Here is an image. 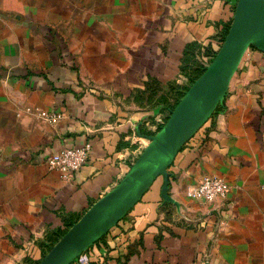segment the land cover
I'll list each match as a JSON object with an SVG mask.
<instances>
[{
  "label": "crops",
  "instance_id": "obj_1",
  "mask_svg": "<svg viewBox=\"0 0 264 264\" xmlns=\"http://www.w3.org/2000/svg\"><path fill=\"white\" fill-rule=\"evenodd\" d=\"M237 3L0 0V264L40 260L50 238L117 185L189 85L194 51L201 64L203 49L219 47ZM86 142L80 170L49 167L48 156ZM207 174L224 177L225 197L187 195ZM168 175L174 202L158 177L71 264H264L263 51L246 50Z\"/></svg>",
  "mask_w": 264,
  "mask_h": 264
},
{
  "label": "water",
  "instance_id": "obj_2",
  "mask_svg": "<svg viewBox=\"0 0 264 264\" xmlns=\"http://www.w3.org/2000/svg\"><path fill=\"white\" fill-rule=\"evenodd\" d=\"M264 52V0H238L228 33L213 60L190 85L164 125L121 180L97 200L55 243L38 264H71L106 236L163 176L168 193V168L181 147L209 120L224 99L231 79L249 47Z\"/></svg>",
  "mask_w": 264,
  "mask_h": 264
},
{
  "label": "built area",
  "instance_id": "obj_3",
  "mask_svg": "<svg viewBox=\"0 0 264 264\" xmlns=\"http://www.w3.org/2000/svg\"><path fill=\"white\" fill-rule=\"evenodd\" d=\"M203 51L205 50L203 49ZM214 56L215 54H207L205 52L204 56L201 58V64L207 67ZM45 119L50 122H55L58 119V115L55 113H48ZM167 119V117H161L159 120H156L155 124H151L149 130L152 134H155L164 125ZM146 125L149 126L150 123ZM91 150L92 144L90 142H86L78 147H65L48 156L47 162L51 169H57L63 173L76 172L88 161ZM140 153L133 158L131 165L136 161ZM227 192L228 184L224 177L217 174H207L195 186L188 188L187 195L205 202H214L219 198L225 197Z\"/></svg>",
  "mask_w": 264,
  "mask_h": 264
},
{
  "label": "trees",
  "instance_id": "obj_4",
  "mask_svg": "<svg viewBox=\"0 0 264 264\" xmlns=\"http://www.w3.org/2000/svg\"><path fill=\"white\" fill-rule=\"evenodd\" d=\"M229 28H230V26L229 27H227L224 31H223V34H222V36H221V38H220V44H219V47L221 46V44H222V42L224 41V39H225V36H226V34L228 33V30H229ZM219 47L215 50V51H213V52H211V51H209L208 49H205V52L207 53V54H216L217 53V51H218V49H219ZM201 48V47H200ZM197 53H198V50L196 49L195 51H194V54H193V56H192V59H193V61L195 62L193 65H189L188 66V71H187V76H189V85H187V86H185V87H183L182 89H179V91H178V95H177V98H176V101H175V103L173 104V105H171V107H170V112L169 113H171V111L176 107V105L178 104V102L180 101V99L184 96V94H185V92L187 91V89H188V87L191 85V83H193L202 73H203V71L205 70V66L204 65H202V64H200V63H197L198 62V60H197V58H196V55H197ZM170 115V114H169ZM169 115L167 116V118H169ZM76 221H74V222H70L69 224H67V227L65 228V230H63L61 233H59V234H57L55 237H52V238H50L49 239V242H48V244H47V247H46V250L44 251V255H43V257L45 256V254L51 249V247L55 244V243H57L58 242V240L66 233V231L75 223ZM105 237V236H104ZM104 237H102V238H104ZM101 238V239H102ZM42 257V258H43ZM41 258V259H42ZM41 259L40 260H38V261H36V262H33V263H28V264H38L40 261H41Z\"/></svg>",
  "mask_w": 264,
  "mask_h": 264
},
{
  "label": "rangeland",
  "instance_id": "obj_5",
  "mask_svg": "<svg viewBox=\"0 0 264 264\" xmlns=\"http://www.w3.org/2000/svg\"><path fill=\"white\" fill-rule=\"evenodd\" d=\"M191 84H192V83H191ZM189 87H190V86H189ZM189 87H188V88H189ZM187 90H188V89H187ZM169 114H171V113H169Z\"/></svg>",
  "mask_w": 264,
  "mask_h": 264
}]
</instances>
